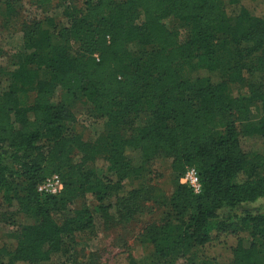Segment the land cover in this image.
<instances>
[{"label": "trees", "instance_id": "1", "mask_svg": "<svg viewBox=\"0 0 264 264\" xmlns=\"http://www.w3.org/2000/svg\"><path fill=\"white\" fill-rule=\"evenodd\" d=\"M66 14L65 28L53 18L33 23L25 52L5 73L0 193L23 186L11 203L35 222L15 247L0 248V264H72L74 236L91 228L92 216L68 207L112 197L123 221L143 199L163 208L145 232L153 248L148 264H220L201 252L226 237L235 240L230 264H264V211L236 212L264 200V157L242 143H264V20L243 7L229 16L224 0H83L82 10ZM169 18L185 29L182 38L164 24ZM131 44L137 49L128 50ZM193 67L210 75L191 77ZM57 87L79 94L104 120L92 143L54 102ZM144 113L149 128L123 137V127ZM158 159L170 161L167 200L143 182ZM97 162L105 164L102 175L88 167ZM187 168L198 174L199 195L178 183ZM53 175L63 184L60 195H39L38 185ZM128 181L138 187L125 190Z\"/></svg>", "mask_w": 264, "mask_h": 264}, {"label": "rangeland", "instance_id": "2", "mask_svg": "<svg viewBox=\"0 0 264 264\" xmlns=\"http://www.w3.org/2000/svg\"><path fill=\"white\" fill-rule=\"evenodd\" d=\"M38 1L6 0L9 2V10L4 5L0 10V94L6 90L5 73L13 68L12 62L15 61L16 54L25 52L23 38L28 28L32 27L33 23L48 18H53L63 28L68 27L71 20L67 17L66 12L82 10L83 8V0H49L44 5L39 4ZM224 2L229 16L243 7L251 13L254 20H264V0H224ZM164 24L169 29L176 30L181 38L184 36L185 29L177 21L169 18L164 21ZM73 47L76 48L75 45ZM127 49L133 51L137 47L131 44L127 46ZM190 71L191 77L210 75L205 70L196 67ZM231 91L235 97L237 88L233 86ZM54 102L66 107L72 117V120L69 121L70 124L84 142L92 143L99 134L105 131L104 120L93 113L89 104L79 94L67 93L57 87ZM130 122L131 124L123 127V137L133 135V130L148 129L151 119L149 113H144L131 118ZM242 143L247 150L257 151L264 157V143L262 141L243 138ZM88 167L94 169L98 175L105 173V164L102 162L88 163ZM170 176V161L158 159L153 163L150 173L145 175L143 182L148 188H156L159 195L167 200L172 191ZM128 182L125 190L138 187L135 181ZM178 183L180 184V179ZM13 193L23 194L24 187L19 186L11 192L0 193V248L15 247L21 230L35 222L20 213L18 207L11 203ZM116 201L115 197L106 199L101 203L94 198H87L77 200L68 207V210H87L92 216L91 228L82 233L77 232L74 236L72 264H129L131 261L137 264L149 263L153 248L148 244L145 232L151 225L161 221L163 208L157 200L154 202V200L143 199L136 216L130 221H123L118 218L114 208ZM106 206H112V208L105 215L101 212V207ZM243 211L253 214L264 211V200L240 205L236 209L238 214ZM234 246V238H221L206 246L201 254L215 259L220 264H230L232 261L231 249ZM175 264L188 263L186 260L180 259Z\"/></svg>", "mask_w": 264, "mask_h": 264}, {"label": "built area", "instance_id": "3", "mask_svg": "<svg viewBox=\"0 0 264 264\" xmlns=\"http://www.w3.org/2000/svg\"><path fill=\"white\" fill-rule=\"evenodd\" d=\"M180 184L186 186L194 195L201 193V184L198 174L194 168H187L180 178ZM63 189V184L57 175L50 176L43 180L37 187L41 195L58 196Z\"/></svg>", "mask_w": 264, "mask_h": 264}]
</instances>
